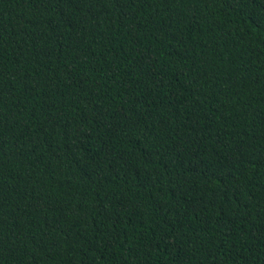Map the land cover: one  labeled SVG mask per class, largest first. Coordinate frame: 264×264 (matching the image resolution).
<instances>
[{"label":"trees","instance_id":"1","mask_svg":"<svg viewBox=\"0 0 264 264\" xmlns=\"http://www.w3.org/2000/svg\"><path fill=\"white\" fill-rule=\"evenodd\" d=\"M0 264H264V0H0Z\"/></svg>","mask_w":264,"mask_h":264}]
</instances>
